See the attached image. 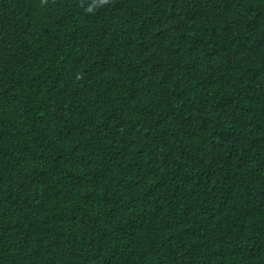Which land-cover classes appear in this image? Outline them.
I'll list each match as a JSON object with an SVG mask.
<instances>
[{
    "label": "trees",
    "instance_id": "1",
    "mask_svg": "<svg viewBox=\"0 0 264 264\" xmlns=\"http://www.w3.org/2000/svg\"><path fill=\"white\" fill-rule=\"evenodd\" d=\"M0 264H264V0H0Z\"/></svg>",
    "mask_w": 264,
    "mask_h": 264
}]
</instances>
